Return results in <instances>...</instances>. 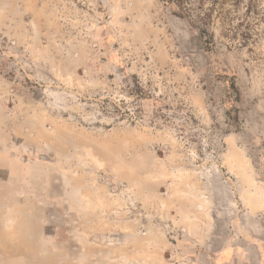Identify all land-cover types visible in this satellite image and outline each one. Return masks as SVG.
Here are the masks:
<instances>
[{
	"label": "rangeland",
	"instance_id": "374dc122",
	"mask_svg": "<svg viewBox=\"0 0 264 264\" xmlns=\"http://www.w3.org/2000/svg\"><path fill=\"white\" fill-rule=\"evenodd\" d=\"M0 165L131 264H264V0H0Z\"/></svg>",
	"mask_w": 264,
	"mask_h": 264
},
{
	"label": "crops",
	"instance_id": "0c3cea01",
	"mask_svg": "<svg viewBox=\"0 0 264 264\" xmlns=\"http://www.w3.org/2000/svg\"><path fill=\"white\" fill-rule=\"evenodd\" d=\"M8 169L0 177V264H131L125 244L99 248L84 239L80 220L98 216L84 211L72 191L53 198L38 174L20 179Z\"/></svg>",
	"mask_w": 264,
	"mask_h": 264
},
{
	"label": "trees",
	"instance_id": "16d2710c",
	"mask_svg": "<svg viewBox=\"0 0 264 264\" xmlns=\"http://www.w3.org/2000/svg\"><path fill=\"white\" fill-rule=\"evenodd\" d=\"M165 1L168 4H171L179 0H165ZM226 93H227L228 99H230V101L234 103L232 108H233V111L236 112L237 108L235 107V104H237L240 101L241 92L234 81H232L230 84L226 86Z\"/></svg>",
	"mask_w": 264,
	"mask_h": 264
}]
</instances>
